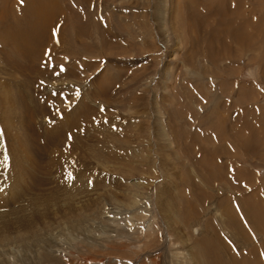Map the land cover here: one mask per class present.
Returning <instances> with one entry per match:
<instances>
[{
  "label": "rangeland",
  "instance_id": "374dc122",
  "mask_svg": "<svg viewBox=\"0 0 264 264\" xmlns=\"http://www.w3.org/2000/svg\"><path fill=\"white\" fill-rule=\"evenodd\" d=\"M257 263L264 0H0V264Z\"/></svg>",
  "mask_w": 264,
  "mask_h": 264
},
{
  "label": "bare ground",
  "instance_id": "6f19581e",
  "mask_svg": "<svg viewBox=\"0 0 264 264\" xmlns=\"http://www.w3.org/2000/svg\"><path fill=\"white\" fill-rule=\"evenodd\" d=\"M30 2H31V4H33L34 5V3H35V0H30ZM17 3V2H16ZM35 5H37V3L35 4ZM43 5H45L46 6V4H43ZM36 9L38 10V11H34V14H32L33 12H31L30 13V20L33 18V16H34V19L37 17V20H34L36 23L38 22V24L39 25H41L42 24V27H47V25H48V16H45V12H46V9L45 10H42L41 8H37L36 7ZM250 13V12H249ZM25 14V13H24ZM49 15V14H48ZM18 16V15H17ZM21 16H23V15H21ZM20 18V17H19ZM22 18V17H21ZM24 18V17H23ZM227 19V18H226ZM16 20V19H15ZM19 20V19H18ZM20 20H22V19H20ZM24 20V19H23ZM27 19L25 18V21H26ZM33 20V19H32ZM224 17L223 18H220L219 20H217V21H219L220 23H222V22H225L226 20H224ZM29 21V20H28ZM232 21V20H231ZM27 22V21H26ZM30 23V22H29ZM253 23V22H252ZM33 24V23H32ZM30 25V24H29ZM222 25V24H221ZM25 27H27V26H25ZM29 27V26H28ZM33 26H31V28H32ZM259 27V26H258ZM35 28V27H34ZM37 28V27H36ZM254 28H255V23H254ZM21 31H19V33L21 34L22 32H23V34H25L24 36V39H28L29 41H30V33L29 32H25L24 30H26L25 28H23V27H20L19 28ZM41 29V28H40ZM43 29V28H42ZM29 30H30V27H29ZM32 30H33V28H32ZM34 30H36V29H34ZM211 30V29H210ZM216 30V29H215ZM243 30H245V29H243ZM255 30V29H254ZM246 31H247V29H246ZM36 32V31H35ZM42 32H43V30H42ZM223 32V34H226V35H228L229 36V38H230V36H232L231 38H232V40L234 41L235 40V43H236V41L237 42H239L240 43V41H242V39L243 38H245L246 37V34L245 33H243V31H242V29L241 28H237L236 30H233V29H225V30H223L222 31ZM212 33H213V31H212ZM212 33L210 34V37H212ZM248 33V32H247ZM32 34V33H31ZM249 34V33H248ZM41 35V34H40ZM43 35V34H42ZM45 35V34H44ZM14 36H18L19 37V35H14ZM20 37H22V36H20ZM19 37V38H20ZM250 37H252V36H250ZM247 38V37H246ZM22 39V38H21ZM33 40V39H32ZM31 40V41H32ZM212 40V38H210V41ZM23 41H25L26 42V40H23ZM252 41V40H251ZM17 42H19V41H17ZM245 42V41H244ZM243 42V43H244ZM211 43V42H210ZM209 43V44H210ZM239 43L237 44V45H239ZM15 44V43H14ZM29 43H27V45H28ZM225 44V43H224ZM25 45V49H27V45H26V43L24 44ZM241 45V44H240ZM225 48V47H224ZM241 48V47H240ZM27 52H28V50H27ZM214 55V54H213ZM243 204V203H242ZM229 215V214H228ZM244 216L249 220V218H248V214H244ZM228 217V216H227ZM184 218V217H183ZM236 223H237V221L236 220H234ZM250 221V220H249ZM251 222L253 223V221L251 220ZM254 224V223H253ZM209 230H210V228H209ZM208 230V231H209ZM215 230V229H214ZM214 230L213 229H211V232H212V234L211 235H213V234H215L216 233V240H217V244H219L220 246H221V248L224 246H226L225 245V241H224V239L220 236V234L217 232V230H215V232H214ZM214 232V233H213ZM213 239H215L214 237H213ZM201 242L202 243H204L205 242V240L204 241H202L201 240ZM218 247V246H217ZM216 248V247H215ZM221 248H218V249H221ZM250 253V252H249ZM250 256V255H249ZM251 257V256H250ZM255 257V256H254ZM244 260V259H243ZM258 264V263H257Z\"/></svg>",
  "mask_w": 264,
  "mask_h": 264
},
{
  "label": "snow or ice",
  "instance_id": "6c2138e0",
  "mask_svg": "<svg viewBox=\"0 0 264 264\" xmlns=\"http://www.w3.org/2000/svg\"><path fill=\"white\" fill-rule=\"evenodd\" d=\"M20 2L23 3V0H20ZM54 35H55V32H54ZM63 70H64L63 67H61V71H63ZM69 138H71V137H69ZM5 160H6V158H5Z\"/></svg>",
  "mask_w": 264,
  "mask_h": 264
}]
</instances>
